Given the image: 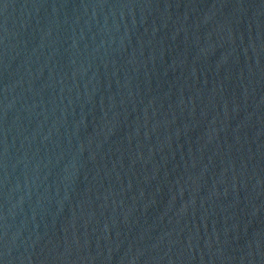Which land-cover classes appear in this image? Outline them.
Segmentation results:
<instances>
[{
	"label": "water",
	"instance_id": "obj_1",
	"mask_svg": "<svg viewBox=\"0 0 264 264\" xmlns=\"http://www.w3.org/2000/svg\"><path fill=\"white\" fill-rule=\"evenodd\" d=\"M220 0H0V264H106Z\"/></svg>",
	"mask_w": 264,
	"mask_h": 264
}]
</instances>
